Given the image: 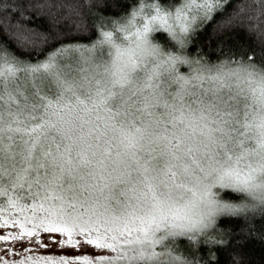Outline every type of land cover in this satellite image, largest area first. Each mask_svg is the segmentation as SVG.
Masks as SVG:
<instances>
[{"label": "snow or ice", "instance_id": "1", "mask_svg": "<svg viewBox=\"0 0 264 264\" xmlns=\"http://www.w3.org/2000/svg\"><path fill=\"white\" fill-rule=\"evenodd\" d=\"M219 7L220 0H180L174 11L157 4L139 26L134 12L113 30L127 34L123 46L102 33L109 60L71 46L35 64L0 57V196L9 210L0 207V229H19L0 242L112 253L9 261L16 253L6 248L0 264H162L157 245L192 241L221 215L264 214V67L252 57L213 64L183 51L197 21ZM45 8L51 32L66 27L71 35L73 24L79 31V13L65 3L0 0L17 29ZM161 31L175 52L153 42ZM225 190L240 201H226Z\"/></svg>", "mask_w": 264, "mask_h": 264}, {"label": "trees", "instance_id": "2", "mask_svg": "<svg viewBox=\"0 0 264 264\" xmlns=\"http://www.w3.org/2000/svg\"><path fill=\"white\" fill-rule=\"evenodd\" d=\"M4 2L8 3L9 0ZM51 2L65 3L74 12L79 13L74 18L75 22L80 24L79 31L73 24L71 35L63 34L68 31L66 27L60 28V35L51 32L52 17L48 15L46 8L41 10L39 18L34 12L33 19L27 22L26 27L22 25L19 29L15 27L14 17L11 22L8 21L10 13L0 11V57L7 60L15 58L21 62L35 64L43 61L50 53L62 46L97 49L106 43L102 35L104 31L113 32L112 43L122 38V33L113 30L118 23L130 20L133 11L139 9L148 15L157 4L172 11L180 5V0H51ZM220 4L221 7L212 13L211 20L197 21L195 31L189 33L187 37L190 43H187L183 51L189 58L203 57L213 64L224 60H240L241 57L248 62L249 57H252L253 63L264 67V58L261 57V53H264V0H229L228 3L220 0ZM64 14L67 15L66 10ZM139 19L136 18V22ZM44 39L50 42L42 43ZM152 39L166 51L175 52L178 47L166 32L153 33ZM76 55L79 56V53ZM180 71L187 75L190 69L184 65L181 66ZM241 195L231 190L222 193L226 201L237 203ZM22 203L32 202L22 201ZM0 207L5 208V215L9 214L6 197L0 196ZM15 214L17 217L20 215L18 212ZM9 231L19 230L8 227L0 229V234H7ZM165 245L156 247V251L161 253L158 260L162 264H179V261L173 260L174 257L192 261L194 264H236L234 257L239 258L238 264H264V214L249 212L240 215H221L217 217L214 228L197 235L194 240L176 237L166 241ZM28 247L25 245L23 249L10 248L16 253L15 256L10 255L11 260L24 259L27 255L76 256L65 251L59 254L27 252L25 248ZM211 254H215V260L211 259Z\"/></svg>", "mask_w": 264, "mask_h": 264}, {"label": "rangeland", "instance_id": "3", "mask_svg": "<svg viewBox=\"0 0 264 264\" xmlns=\"http://www.w3.org/2000/svg\"><path fill=\"white\" fill-rule=\"evenodd\" d=\"M153 8H155V6ZM134 12L141 13V15H136L134 17V23L137 26H139L140 24L143 23V16H145L146 14L144 12H141V10H139V9H137L136 11H133L132 13H134ZM151 14H154V9L151 12ZM151 14H148V15H151ZM132 17H131L130 20H133ZM136 18H140V19L136 22ZM126 35H127L126 33H122V36H121L122 38L119 39V36H120V33H119V35L117 36L119 40L115 41L113 44L121 45V46L126 44L127 43V41L125 39ZM92 48H96V47H92ZM111 48H112V44L105 43L104 45H101L97 49H95L94 55H95L96 58H100V55H101V52H102L103 53V59L104 60H109L110 57H109L108 53H109V50ZM113 51H114V49H113ZM85 55H88V53H85ZM236 66L237 65H229V67H231V68H235ZM205 87H212V85H211V83H207V84H205ZM252 87H257V85L254 83L252 85ZM226 91L227 90H225V93H226ZM17 230H19V229L17 228ZM49 235L50 234H46V233L42 232L40 237H39V239L47 242V240L49 238ZM51 235H54L56 239H60L61 238L59 236V234H51ZM25 245H28L30 248L33 249V252H36V253H44V252H46V253H50V254H54V253H58L59 254V252L60 253H64L63 251H65L68 254L71 253V254H75V255H83L84 253H86L93 259L95 258L96 255H109V254H112V253H109L107 250L95 249L94 246L84 245V244H82L78 250L65 249L63 251H61L57 247H53L51 250H46L44 248H40L38 245L35 244V241H33V243L31 245H29V244H27L25 242ZM14 247L23 249V247H20L19 244L14 246L11 241H8L6 244H2L0 242V253H2L3 250L6 249V248L10 249V248H14ZM5 258L10 261L12 259V256L6 255Z\"/></svg>", "mask_w": 264, "mask_h": 264}]
</instances>
